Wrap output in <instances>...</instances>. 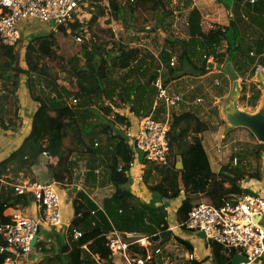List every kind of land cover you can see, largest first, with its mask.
Returning <instances> with one entry per match:
<instances>
[{
	"label": "trees",
	"instance_id": "1",
	"mask_svg": "<svg viewBox=\"0 0 264 264\" xmlns=\"http://www.w3.org/2000/svg\"><path fill=\"white\" fill-rule=\"evenodd\" d=\"M107 1L108 12L103 14L101 0H80L79 10L71 20L59 25L55 32L30 38L24 47L22 66L16 65L18 54L13 52V47L0 43L1 129L17 132L21 128L18 89L23 79L37 104L30 133L8 157L0 160V226L10 222L12 212H26L33 203L32 197L17 194L14 185L21 183L22 179L36 182L34 168L43 157L46 158L47 172L59 182L66 176L72 177L79 158L89 161L84 166L83 182L102 164L114 188L110 196L102 199L100 208L84 191L77 192L83 204L76 209V216L65 237L47 233L46 238H51L49 247L46 240L37 242L40 247L35 249L43 254V264H74L69 256L74 249L78 250L77 264H99L97 255L100 259L110 255L105 234L112 230L123 239L134 237L130 234L151 236L167 232L169 222L156 207V201L143 202L124 186L129 180L128 164L134 153L133 145L125 135L132 124L130 116H151L157 121H165L169 112L166 119L168 160L165 164L146 162L143 181L158 201L184 194L176 210L177 224L186 220L194 204L207 202L219 207L243 194H253L243 187V181L262 179L263 148L256 151L258 166L255 172L236 171L224 165L214 172L202 139L210 130L209 123L200 117L196 108L176 111V105L167 109L163 100L156 99L157 90L153 82L159 66L157 59L151 55L148 60L147 56L138 57L139 49L128 47L122 38L119 41L114 39L112 27L137 32L145 29L164 32L161 22H153L147 28L137 25L134 13L150 11L163 18L173 13L167 9L171 0ZM236 1L238 8L229 23L213 24L207 31L202 29L199 10L193 7L188 11L183 22L186 36L164 37L173 53L176 44L180 49L175 54V70L169 66L170 52L166 48L160 51L161 59L168 67L163 73L164 79L165 75L171 74L200 76L208 73L212 65L209 57L217 64H223L225 56L232 58L242 47L239 36L243 42L250 41L245 36L248 29L258 32L257 46L260 47L256 41L264 43V0ZM184 6L186 8V4ZM101 18L105 21L101 30L105 39L93 30ZM223 41L226 47L221 51ZM45 59L58 65L61 75H55ZM220 84L218 88L223 87V82ZM241 85L244 90L245 85ZM248 89L251 94L247 105L254 108L260 91L254 84H250ZM198 96L201 98L197 90L184 94L179 104L187 99L194 101ZM66 139H69L68 145L65 144ZM178 161H181V168L176 166ZM120 166L122 169L118 170ZM74 231L81 236L75 239ZM170 237L171 234H165L159 244L164 245ZM87 239L91 242L81 247ZM175 239L190 254L193 253L188 240L178 236ZM3 243L0 237V245ZM206 246L209 254L204 259H189L187 256V264H205L206 261L231 264L238 252V249L229 252L215 241L207 242ZM138 251L142 256L145 253L143 248ZM4 256L5 252H1L0 264ZM160 261L155 257L147 264H160ZM113 262L124 263V260L116 254L106 260V263Z\"/></svg>",
	"mask_w": 264,
	"mask_h": 264
},
{
	"label": "built area",
	"instance_id": "2",
	"mask_svg": "<svg viewBox=\"0 0 264 264\" xmlns=\"http://www.w3.org/2000/svg\"><path fill=\"white\" fill-rule=\"evenodd\" d=\"M80 0H0V43L12 46L15 54L20 49V23L53 24L50 28L56 31L58 26L71 20L73 14L79 10ZM253 2L254 0H250ZM101 12H108V4H103ZM76 40H80L76 37ZM23 45V42L21 43ZM209 60L214 62L212 57ZM156 70L157 77L153 84L157 90L156 99L163 100L167 109L181 102L182 94L172 92L168 80L163 78L167 66L159 63ZM171 69L175 68V59L169 60ZM220 71V70H219ZM202 99H194L195 104ZM73 103L76 101L73 99ZM165 121H157L151 116L137 118L135 127H128L125 135L133 145L132 160L128 164V175H132L135 167V157L138 151L143 153L144 164L139 165L140 176L144 174L146 162L165 164L168 160L169 146L167 139V118ZM220 151V149H218ZM233 166H246L247 161L238 156L231 157ZM120 166L118 170H121ZM14 190L19 195L33 198L37 207V216H27L20 211L10 214V222L0 226V237L3 244L0 245V253L5 252L2 264H20L34 246L32 240L37 228L41 225L59 227L64 225L62 217V202L57 185L54 182L27 181L14 185ZM186 229L202 232L206 242L215 241L225 247L229 252L238 249L235 254H241L246 261L237 264H255L257 259L264 256V196L261 194H243L236 199L228 200L216 207L207 202L194 204L186 220L180 224L169 227L172 229ZM151 236L131 235L132 238H121L114 230L105 234V244L110 256L121 255L124 263H106L97 258L99 264H147L155 257L161 259L160 264H169L163 260V250L166 244L160 245L158 238L153 240ZM80 236L78 231L73 232L76 239ZM144 249V255H140L138 249ZM193 259V254H188ZM34 264H43V261Z\"/></svg>",
	"mask_w": 264,
	"mask_h": 264
},
{
	"label": "crops",
	"instance_id": "3",
	"mask_svg": "<svg viewBox=\"0 0 264 264\" xmlns=\"http://www.w3.org/2000/svg\"><path fill=\"white\" fill-rule=\"evenodd\" d=\"M173 1H177V4L180 3V4H182V6H183V3H184V5L185 4L187 5L186 9H184L185 14L183 15L182 20H181V26L183 27V32H181V34H182L181 37H185L186 35H185L183 22L185 21V17L187 15L188 11L191 8L195 7L199 10V12L202 16L203 13L206 11L205 9L207 7L205 3H208L209 0H173ZM214 2H215V5H217L214 7V10H216V11H214L213 9L212 10L210 9V11H208L206 13V17H211V18H209L210 20L205 21V26L207 28L203 27V25H202L203 18L201 19V26H202V29L204 31L209 30L213 24L227 25L229 23L230 18L234 14V12L232 10L230 11L227 8L222 7L219 3V0H214ZM104 4H108V1L105 0ZM176 21H178V17L176 18ZM28 24H29L28 22L21 24L19 26V28H23V26L27 27ZM37 24H40V23H37ZM44 25L46 28H48L47 25H49V24H44ZM40 26H43V24H40ZM30 31L31 30L28 29V32H30ZM171 33H172V35L176 36V34H174L173 32H171ZM257 35H258V32L256 30H253V29H250V30L248 29L246 32V35H245V36H247L246 39L248 38L250 40L248 42L250 44L256 46V49L253 47L254 50H253V48H250L247 51L248 52L247 56L250 59V61L243 60L241 57V54L238 51L234 55L232 63H231L232 68L238 74V80L240 79V82L245 77L244 80H247L250 84H254L260 91V96H259V98L257 100V104L254 108L248 106L247 101H246V109L252 108L251 111H253L258 106V103L260 102V100L264 94V89H263L264 76H262V78L260 80L257 79V77H256L261 72V70L264 69V43L261 40L259 42L256 41V43H258L260 45V47L255 44V40L258 39ZM225 47H226V42L223 41L220 50L224 51ZM162 48L163 47H161V49ZM164 48H166L170 52V54L172 55L171 57H174V59L176 56L175 54H177L178 51L180 50L179 47L176 46L173 49L175 53H173L171 51L172 49L170 47L166 46ZM176 48H178L179 50H177ZM161 49H160V51H162ZM160 51L158 54L153 53L152 56L154 58H156L159 63H162L163 65L167 66V64L164 61H162V59H161ZM175 62H176V59H175ZM210 63H212V66L209 67L210 70L208 71V73H206L204 75L194 76V75H191L188 73H183L181 75L171 74V77L166 78V80H168L167 82H168V85H169L171 91L175 92V93H181L182 95H184V94L187 95V94H189V92L191 93V92L197 90L199 92V95L201 96V99L203 100L204 95L206 97H208V93H210L212 90H214V92L218 93V95L213 96V107L216 108V105L220 104V101H222L224 98H226L229 95L231 88H232V79L230 78V76H228V78H226V76H224L223 87L218 88L217 86L221 85L220 84L221 81L218 80L216 77L221 75L220 69H221V66L224 65V63L222 65L217 64L216 62H212V61H210ZM175 68H176V65H175ZM175 68H174V70H175ZM208 77H213L212 81L209 80ZM241 90H242V88H241ZM248 91H249V89H248ZM18 97H19L18 114L22 117V125H21V128L17 132L3 131L0 127V160L8 157V155L22 143L24 138L30 133V130H31L32 116H33V114L37 108V104L32 100V98L30 96L29 89L27 88L26 84L24 83V79L20 83V86L18 89ZM249 97H250V95H249ZM236 101H237V105L239 108H242V109L245 108L241 104H238V99H236ZM185 102H186V100H185ZM193 102L194 101H191V102L187 101V103L189 105L194 104ZM176 107H178V109L181 110V109H186V108L189 109V107H191V106H187L183 102V103H180L179 105H177ZM196 109H198L199 113L201 114L202 108L197 106ZM219 113H220V118L222 119L220 110H219ZM215 117H216V115H215ZM130 118H131V122H132L131 126L135 127L137 117L130 116ZM224 127H225V125H224ZM204 146H205V149L207 152L208 146H206L205 143H204ZM218 149H220V151H218ZM139 152L140 151H138L137 157H135L134 172L132 175L129 176L128 188L130 189V192L132 194L137 196L141 201L147 203V202L152 200L153 194L148 190L146 184L143 181L144 175L140 176V174L138 173L139 172V165L144 164L143 163L144 158H142V159L140 158ZM215 152L218 154V156H213L212 158H209V156H208L209 161H210V165H211V169L214 172H216L222 165H224V162H223L224 158L222 159L221 158L222 156H220L221 154H223L222 146L221 147L218 146L217 148H215ZM207 155H208V153H207ZM233 156H237V155H233ZM230 160H231V158H230ZM45 161H46V158H44V157L41 158L39 164L36 165L34 168V174L36 176L38 175V177H36V182H54V183H56L58 191L60 193L61 201H62V217H63L64 225L59 226V227L41 225L39 233L37 234V241L34 245V248L30 252V254H28L24 259H22L20 261V264H34L35 262H38V261H43V263H44L43 254H41L35 248L40 247V244L37 243L38 240H44V241L46 240L47 241V247L50 246L51 238H46L47 233L50 234V233L54 232V233L59 234L60 236L62 235L65 237L68 226L70 225V223L72 222V220L76 216V209L81 204H83L82 200L77 195L78 191H84L87 194L88 198L91 199L94 202V204L96 206H98L99 208H100V204H101L102 199L110 196L112 194V192L114 191L113 186L109 182L105 167L102 164H101V167L95 169L94 174L92 176L88 177V180L86 179V181L83 182L84 177L82 174L85 170L84 166L88 165L89 161H87V159H85V158H79L77 160V162H78L77 166L78 167L74 168V170H76L77 172L75 171V173H73L71 178L66 176L61 182H59V181L55 180L52 173L47 172L46 167H45ZM50 161L54 162L55 159H50ZM144 166L146 168V164ZM230 167L237 168V169L241 168L240 166H233L231 164V161H230ZM238 171L253 172L252 169L251 170L250 169L249 170L239 169ZM262 171L264 172V170H262ZM78 172L80 174H78ZM243 187L251 190L253 192V194H261L264 196V175H262L261 180L250 179V180L243 181ZM183 199H184V194L181 193L175 199L159 201L160 205L158 204L159 206L157 205L158 206L157 208L163 214V216L166 219H167V215L169 213L168 207H171L174 209L173 210L174 214H171L169 216V217H172L174 219V220L172 219L171 223L169 224V227H173L176 224V222H177L176 221V210L179 207V205ZM24 213H25L24 215L31 216V217L37 216L36 204L33 202L30 205V207L27 209V211ZM175 230L176 229H172L170 231V234L173 235V233H174L175 236H178L182 239L188 240L193 246V253L192 254H193L194 258H197L198 260H202L209 254V251H208L207 246H206L207 242L204 239V237L199 235L200 232L182 229L185 232V234H184L182 232L181 233L174 232ZM186 233H187V237H189V238H186V236H185ZM80 236H81V234H80ZM195 240L198 241L197 246L194 243ZM90 242H91V239H87L80 246L85 247ZM165 244L167 246V242ZM181 247L184 248L185 246L181 245ZM188 254H189V252L186 251V247H185V251L180 255V259L185 260L186 257L188 256ZM69 256L73 260L74 264H77V261L79 260L78 250L77 249L72 250L69 253ZM109 257H110V255H108V258ZM97 258H99L98 255L96 256V259ZM108 258H101V260L105 262ZM162 259L165 261L167 260V256L165 255V249L163 250ZM169 264H171V263H169ZM205 264H210V262L206 261ZM255 264H264V256L261 257L260 259H257L255 261Z\"/></svg>",
	"mask_w": 264,
	"mask_h": 264
},
{
	"label": "rangeland",
	"instance_id": "4",
	"mask_svg": "<svg viewBox=\"0 0 264 264\" xmlns=\"http://www.w3.org/2000/svg\"><path fill=\"white\" fill-rule=\"evenodd\" d=\"M102 4H104L105 0H101ZM219 3L222 7L227 8L228 10H232L234 12L235 9L238 8L237 5V1L236 0H219ZM206 4V11L203 13L202 18H203V22L202 25L203 27L207 28L205 26V21L210 20L209 18L211 17H206V13L208 11H210V9L214 10V7L217 6L215 5L214 0H209L208 3ZM187 7V5H186ZM168 10H173V13L171 15L168 16H164L163 18H161L160 15L155 16L153 14V12L150 11H146L144 13H139V12H135V19L134 22L137 25H144L145 28L149 27L150 24H152L153 22H156V24H158L159 22H161L164 26V32L163 31H151L150 29H145L143 31H135L133 29H126V28H117V27H112L113 28V35H114V39L115 40H123V42L127 43L128 47H134L139 49V55L138 57H144L147 56V60L149 59V56L153 55V53L158 54L161 47H169V44L165 41L164 37L166 35H172L171 32H173L174 34H176V36L178 38H183L181 37L182 34L181 32H183V27L181 26V20L183 15L185 14L184 9L185 6L180 3L177 4V1H173L171 0V3H168L167 6ZM165 10V9H163ZM216 11V10H214ZM181 14V15H180ZM234 15V14H233ZM178 17V21H176V18ZM24 24V23H20ZM105 24L104 19H99L97 24L94 26L93 30L94 32H97L99 35H102V38H104V35L102 34L101 30L104 28L103 25ZM19 25V26H20ZM48 28L45 27V25L43 24V26H40V24L37 23H32L29 22L28 26H23V28H19L18 30L21 32V39H20V49H19V53L17 56V62L16 65H23V53H24V47L27 43V41L30 38L35 37L38 34L41 33H47L49 31H52L50 28H52L54 25L50 24L47 25ZM113 26V25H111ZM28 29H30L31 31L28 32ZM176 32V33H175ZM105 39V38H104ZM109 40H112V38L110 37ZM241 41V49L239 50V53L241 54V57L243 60H247L250 61V59L247 56V51L250 48H255V45L250 44L249 42H243L241 37H238V41ZM23 42V45L21 44ZM176 46H178L176 44ZM179 47V46H178ZM162 48V49H163ZM253 48V50H254ZM161 49V50H162ZM177 50H179L178 48H176ZM179 52V51H178ZM234 57V56H233ZM232 58H229L228 56H225V62L224 65L221 66V75L217 76L216 78L218 80H220L221 82H223L224 80V76L228 77L229 76V72H227L226 67L228 64L231 65L232 63ZM45 63L49 64V66H51V71L56 75V73L60 74V72L58 71V65L54 64L51 61L48 60H44ZM1 64V62H0ZM176 65V62H175ZM61 75V74H60ZM262 76H264V69L261 70V72L256 76L257 79H261ZM166 78L171 77L165 75ZM213 77H208L209 80L212 81ZM245 78V77H244ZM244 78L242 79V81L240 82L239 79V93L237 96L238 99V104H241L242 106H244L246 109V101L249 98V82L247 80H244ZM243 82V83H242ZM242 84V85H241ZM246 87L243 90V87ZM242 88V90H241ZM241 90V91H240ZM190 93V92H189ZM218 95L217 92H214V90H212L210 93H208V97H206L205 95L203 96L204 99L201 101V103L198 104H191L189 105L187 103V101H193V100H186V102L184 101V103L187 106H191L189 108H193L195 109L197 107V105L202 108L201 109V114L199 113L200 117L204 120H206L209 123L210 126V130L206 131L204 133V135L202 136L203 142L205 143L207 147V153L209 158H212L213 156H218V154L215 152V148H217L218 146H222V150H223V154H221L220 156H222L221 158L224 162V166H227L229 169L232 170H239V169H243V170H251L253 172H255L257 170V156H256V151L261 150L262 148V163H261V170H264V144L259 143L256 141L254 135L252 133H250V131L246 128L243 127H238V128H234L230 131H225L226 127H224L225 122L224 120H222L220 118V104L216 105V108L213 107V96ZM206 97V98H205ZM187 109V108H186ZM252 108H247V110L251 111ZM174 110L176 111H180L178 109V107L174 108ZM182 110V109H181ZM205 112V113H204ZM216 115V117H215ZM65 144L68 145L69 144V139L65 140ZM140 154V158H143V153L139 152ZM233 155H237L238 157H242L247 161V165L246 166H240L241 168L237 169V168H232L230 167V158ZM220 162V161H219ZM262 175H264V172L262 171ZM38 177V175L36 176ZM40 179V178H39ZM26 180H21V183L25 182ZM128 182L124 184L125 188H128ZM152 202H155V205L157 207V205L159 204L158 201V197L153 194L152 197ZM62 202V201H61ZM160 205V204H159ZM158 205V206H159ZM174 209L171 207H168V215H167V220L169 222V224L172 221V217H169L171 214H174ZM22 214H25L24 211L19 210ZM174 220V219H173ZM173 223V222H172ZM54 227V226H52ZM169 230V229H167ZM174 232H179V233H184L185 232L182 230V228H178L176 229ZM186 238L187 237V233H186ZM175 234L173 233V235H171L170 239L167 241V247L165 248V255L167 256V262L171 263V264H187L188 261L187 259L185 260H181L180 259V255L185 251V247H181V244L179 242L176 241L175 239ZM195 245L197 246L198 241L195 240L194 241ZM167 249V250H166ZM187 251V250H186ZM169 252V253H168Z\"/></svg>",
	"mask_w": 264,
	"mask_h": 264
},
{
	"label": "water",
	"instance_id": "5",
	"mask_svg": "<svg viewBox=\"0 0 264 264\" xmlns=\"http://www.w3.org/2000/svg\"><path fill=\"white\" fill-rule=\"evenodd\" d=\"M106 21L109 22L110 20ZM211 66L212 65L210 64L209 67ZM226 70L229 72V76L232 79V88L229 95L220 101V111L222 120L225 122V131L243 127L248 129L250 133L254 135L257 142L264 144V94L258 103V106L253 111L239 108L236 101L239 93L238 74L230 64L227 65ZM176 166L177 168H181V161H179ZM39 230L40 227L37 228L36 235L31 243L32 246H34L37 241V234L39 233ZM165 234H170V231H167L164 234H157L153 236L152 239L157 240ZM199 235L204 237L202 232H200ZM241 261H246V258L241 254H237L233 257L231 264H237Z\"/></svg>",
	"mask_w": 264,
	"mask_h": 264
}]
</instances>
